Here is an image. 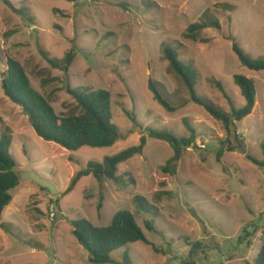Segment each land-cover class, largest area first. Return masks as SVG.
Masks as SVG:
<instances>
[{
  "label": "rangeland",
  "instance_id": "rangeland-1",
  "mask_svg": "<svg viewBox=\"0 0 264 264\" xmlns=\"http://www.w3.org/2000/svg\"><path fill=\"white\" fill-rule=\"evenodd\" d=\"M10 2L13 9L0 0V138L11 137L19 175L36 173L57 194L20 179L0 220L9 230L0 227V264H90L72 221L81 217L107 227L120 211L134 215L152 244L129 245L133 264H254L264 240V167L248 156L264 164V71L243 67L233 45L264 60V0ZM214 20L219 29L203 30L197 41L185 38L190 25ZM166 47L196 72L197 95L226 114L232 105H245L234 76L253 79L252 115L227 130L192 101L165 59ZM72 49L75 60L68 73L47 61L62 60ZM8 58L20 62L59 115L78 113L68 87L108 91L123 139L110 148L68 151L38 137L3 92ZM150 80L175 112L158 104ZM187 124L195 129L197 144L184 152L175 174L162 171L174 154L170 145L148 139L142 155L119 165L121 182L88 176L67 194L90 161L102 163L138 146L150 128L188 138ZM238 140L244 150L229 152ZM196 243L200 246L190 256ZM121 253L113 254L118 262Z\"/></svg>",
  "mask_w": 264,
  "mask_h": 264
},
{
  "label": "trees",
  "instance_id": "trees-1",
  "mask_svg": "<svg viewBox=\"0 0 264 264\" xmlns=\"http://www.w3.org/2000/svg\"><path fill=\"white\" fill-rule=\"evenodd\" d=\"M65 1L76 2V0ZM4 2L13 9L10 0H4ZM207 28L219 29L220 23L214 20L209 23L192 24L188 27L185 38L197 41L199 34ZM233 50L243 67L256 72L264 71V60L250 58L237 43H234ZM164 56L170 63L172 70L188 88L192 101L203 107L214 119L221 122L227 130H230L237 122H241L252 115L257 96L256 84L253 79L243 75L234 76V82L241 90L245 105L242 108H236L232 105L231 113L226 114L197 95L195 89L196 72L191 66H187L180 61L178 51L166 47ZM74 60V49L66 53L62 60L47 58L54 69L64 73L69 72ZM6 65L7 70L3 74L2 80L3 92L12 103L22 109L30 126L38 137L44 141L55 143L68 151H78L82 148H110L123 139L113 121L112 97L108 91H79L68 87V93L76 101L78 113L59 115L51 103L32 86L30 78L20 62L8 58ZM149 90L159 105L169 112H175L171 103L152 80L149 81ZM187 127L190 132L188 138H179L172 131L150 128L147 130V135L142 136L138 146L130 147L115 156L106 157L102 163L90 161L72 179L67 194L72 192L75 186L88 176H93L98 181L108 179L121 182V178L118 176L119 165L126 163L135 156L142 155L148 139L164 141L170 145L174 154L162 168V171L175 174V169L181 162L184 152L195 148L197 144L195 129L188 124ZM238 143V147H229V152L244 150L243 141L238 140ZM10 146L11 137L3 135L0 138V220L3 212L11 206L13 192L18 188L21 179L16 171L17 163L10 154ZM223 154L224 152L220 151L218 159H221ZM248 160L259 167H264V164L253 157L248 156ZM72 226L75 238L88 253L90 264H133L128 251L129 245L143 242L152 246L138 225L136 218L129 211L116 213L111 224L107 227L95 226L89 220L81 217L74 219ZM0 227L3 231H9L5 224H1ZM147 228L153 230L150 223H147ZM199 246L197 243L192 246L190 256ZM120 251H122L121 261L118 262L114 259L113 254ZM254 264H264V240Z\"/></svg>",
  "mask_w": 264,
  "mask_h": 264
},
{
  "label": "water",
  "instance_id": "water-1",
  "mask_svg": "<svg viewBox=\"0 0 264 264\" xmlns=\"http://www.w3.org/2000/svg\"><path fill=\"white\" fill-rule=\"evenodd\" d=\"M21 179H30L33 182H35L37 185H39L42 189L48 190L52 195L57 194V188L43 179H41L36 173H20Z\"/></svg>",
  "mask_w": 264,
  "mask_h": 264
}]
</instances>
